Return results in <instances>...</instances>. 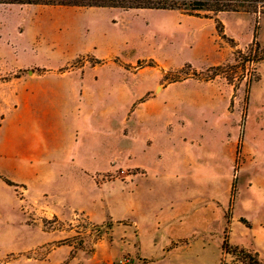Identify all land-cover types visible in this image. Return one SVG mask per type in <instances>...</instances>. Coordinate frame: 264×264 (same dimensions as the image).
<instances>
[{
    "label": "rangeland",
    "instance_id": "obj_1",
    "mask_svg": "<svg viewBox=\"0 0 264 264\" xmlns=\"http://www.w3.org/2000/svg\"><path fill=\"white\" fill-rule=\"evenodd\" d=\"M217 18L224 35L214 19L176 10L0 5V114L27 108L5 94L28 78L107 66L98 80L87 77L98 108L77 116L73 103L61 125L74 127L96 159L61 162L54 167L58 186L25 196L70 211L66 222L43 219L45 230L72 232L69 241L89 256L101 243L109 264H264V60L231 67L236 51L248 53L255 38L264 49V10ZM39 64L64 65L17 68ZM155 93L167 107L152 116L136 111L125 122ZM30 105L36 118L53 108L49 99ZM146 133L157 142L154 151L145 147ZM139 165L145 172L124 169ZM4 188L0 183V223L17 211ZM78 208L96 224L72 212ZM131 222L140 244L137 230L126 227ZM18 257L0 253V264Z\"/></svg>",
    "mask_w": 264,
    "mask_h": 264
},
{
    "label": "crops",
    "instance_id": "obj_2",
    "mask_svg": "<svg viewBox=\"0 0 264 264\" xmlns=\"http://www.w3.org/2000/svg\"><path fill=\"white\" fill-rule=\"evenodd\" d=\"M96 55L98 56L97 51ZM190 63L196 65L193 62ZM6 65L9 69H12V66ZM63 65L39 64L16 67L18 69L33 67L49 70L58 69ZM105 67L107 66L95 67L87 72L85 70L83 75L80 74V71H83L81 69L70 72L68 76L65 74L51 76L45 72L42 76L26 79L24 82L25 87L12 90L10 96L5 94L7 96L5 100L27 102V108L20 106L11 109L5 115L0 114V176L2 177L0 183L2 187H5L4 189L11 193V202L14 204L15 209L17 208V211H15L16 219L3 220L4 222L0 223V228H2L0 232V253L19 256L17 259H13L10 264H109L108 255L101 254V247L103 246L101 243L96 245L95 252L92 256H89L83 251L77 250L75 243L69 241L73 238L72 232L59 229L47 231L44 229L43 219L48 220L51 217H57L66 222L71 217L69 210L55 209L43 203L30 204V200L25 199V196L29 195L30 192H36L41 197L48 192L49 186H58L57 183L53 184L57 180L54 167L61 162L69 163L70 160L74 163L77 161L88 164L84 159L91 162L96 159L97 155L93 148H90L88 143L84 144L82 138L79 139V132L73 130L74 127L68 128L61 125L65 124L66 114L73 103L79 108L77 116L83 110L90 109L93 112L98 108L99 98L93 90L95 86H93L91 79L87 77L90 75L93 79L98 80L99 72ZM0 68H3L2 61H0ZM92 70L94 71L93 75L90 74ZM78 74L79 76H76ZM138 75L135 74V76ZM24 79L22 77L17 81ZM88 82H91L92 86H89ZM163 97V93L153 94L146 102L140 103L139 108L133 111L125 122H128L136 111L137 115L142 114V110L146 115L159 114L163 107H167L166 104L159 103L163 101ZM46 99L51 101L53 108L46 110L45 114L36 118V113L30 103L33 101L35 104ZM51 112L54 116L51 115ZM161 128H158V132L162 131ZM74 134H76L75 141L72 138ZM38 137L43 140H38ZM153 139L155 140L151 133H146L144 141L148 151L155 150L157 142L155 143ZM148 151L143 152L147 153ZM132 157L133 150H129L127 153L128 161H131ZM124 169L145 172L142 165ZM89 171L91 172V170ZM81 172L90 176L88 170H81ZM110 172H113L112 168L96 169L91 176L94 179L95 176ZM3 179L11 181L14 186L7 185ZM22 197L24 198L22 199ZM24 203L27 204L26 209H23L22 205ZM28 208H31L32 213H34L31 214V218L27 214ZM75 210L84 212L96 224L91 212L86 211V209L79 210V208L73 209L72 212ZM126 227L131 228L133 233L135 229L137 230L136 239L138 241L140 234H138L139 230L135 223L131 222ZM138 242L140 244V241ZM254 253L261 259L259 253ZM34 255L37 257H34Z\"/></svg>",
    "mask_w": 264,
    "mask_h": 264
},
{
    "label": "trees",
    "instance_id": "obj_3",
    "mask_svg": "<svg viewBox=\"0 0 264 264\" xmlns=\"http://www.w3.org/2000/svg\"><path fill=\"white\" fill-rule=\"evenodd\" d=\"M0 5L64 6L122 10H176L189 16L214 19L217 31L220 34L224 33V25L218 20V14L224 12L257 13L259 9L264 10V0H0ZM235 60L237 64L231 67L237 68L239 64L241 67H245L249 63L255 64L261 62L264 60V49L261 50L260 44L255 38L248 53L240 50L236 51ZM222 69V67L215 68L217 71ZM3 180L7 185L14 186L11 181L7 179ZM242 222L247 223L244 220ZM224 246L227 247V243Z\"/></svg>",
    "mask_w": 264,
    "mask_h": 264
}]
</instances>
